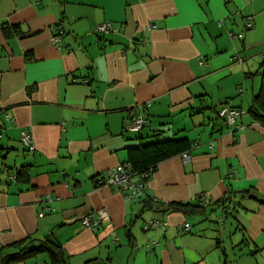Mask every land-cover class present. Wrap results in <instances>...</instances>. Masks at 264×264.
<instances>
[{
    "label": "crops",
    "instance_id": "crops-1",
    "mask_svg": "<svg viewBox=\"0 0 264 264\" xmlns=\"http://www.w3.org/2000/svg\"><path fill=\"white\" fill-rule=\"evenodd\" d=\"M263 62L264 0H0V249L49 237L67 264H264V125L249 112ZM222 104L245 113L229 125ZM169 138L192 142L191 161L161 162L142 197L99 183L129 147ZM101 209L110 226L83 225ZM39 263L47 252L12 264Z\"/></svg>",
    "mask_w": 264,
    "mask_h": 264
},
{
    "label": "trees",
    "instance_id": "trees-1",
    "mask_svg": "<svg viewBox=\"0 0 264 264\" xmlns=\"http://www.w3.org/2000/svg\"><path fill=\"white\" fill-rule=\"evenodd\" d=\"M56 27L61 26L56 25ZM5 30L7 33L9 32L7 27ZM63 32H65L64 29ZM249 112L261 124L264 125V62L261 89L259 91V94L254 97L253 104L249 109ZM191 148L192 142L187 138H169L164 140H155L152 142L129 147L127 149V161L124 163H128L131 166L132 171L135 173L142 174L150 172L151 177L161 162L176 155L181 154L182 156L183 153L189 152ZM19 172L17 173V179H20V177L24 173V171L20 173ZM149 179L150 178H148V180ZM246 192L247 191H244L240 194H245ZM201 198L203 199V197ZM231 198L232 197H229L228 200H231ZM225 202L226 201H223V204H225ZM204 205V202H201V204L197 205H193L190 203L173 202L170 203L168 207L172 210L182 211L185 213H194L202 212V208L204 207ZM234 205H238V203L235 202ZM11 246L16 251L5 254L6 248L4 247L0 249V264L17 263L25 260L26 258H28V256L36 255L41 252H47L49 254L51 264H67L61 247L49 237H46L44 240H42L41 244L37 247L29 246V244H25V241L16 242Z\"/></svg>",
    "mask_w": 264,
    "mask_h": 264
},
{
    "label": "built area",
    "instance_id": "built-area-1",
    "mask_svg": "<svg viewBox=\"0 0 264 264\" xmlns=\"http://www.w3.org/2000/svg\"><path fill=\"white\" fill-rule=\"evenodd\" d=\"M253 25L252 18H248L247 26L251 27ZM110 23H102L98 25L97 30L99 32L105 33L109 31ZM64 32L61 27H55L53 29V33L51 36V40L54 44H59L62 41V36ZM245 113L244 110L233 108L230 105L222 104L218 111V116L226 121L228 124H235ZM146 123V119L144 118L141 112L136 114H132L130 120L126 123L125 128L128 131H140ZM21 141L25 146L28 147L30 151L36 149L35 141L33 135L28 130H22L21 132ZM214 147V145H211ZM182 159L184 162L191 161V155L189 152H185L182 154ZM148 178H150V172L138 174L132 171L131 166L128 163H121L117 166L111 168L100 180V184H106L110 186H116L120 190L126 193L127 199H137L145 194V189L148 183ZM44 213H40V216H43ZM110 217L105 210H97L95 214H88L82 219V223L84 226L95 229L100 227L102 224L107 223V225H111ZM167 223L165 221H161L158 219H150L148 220L143 229L148 230H156L158 228H165ZM191 225L189 223L185 224V228L189 229Z\"/></svg>",
    "mask_w": 264,
    "mask_h": 264
},
{
    "label": "rangeland",
    "instance_id": "rangeland-1",
    "mask_svg": "<svg viewBox=\"0 0 264 264\" xmlns=\"http://www.w3.org/2000/svg\"><path fill=\"white\" fill-rule=\"evenodd\" d=\"M236 227H237V220L234 217L230 218L227 222L226 231H225L224 238H223V241L225 242L226 246L229 248L232 245V243L230 242L229 236H230L231 232L233 233L236 230ZM232 237L235 238L236 234H233ZM234 238H233V240H234ZM44 258H47L46 254L39 257L37 261H41V259H44ZM39 264H44V263H39Z\"/></svg>",
    "mask_w": 264,
    "mask_h": 264
}]
</instances>
